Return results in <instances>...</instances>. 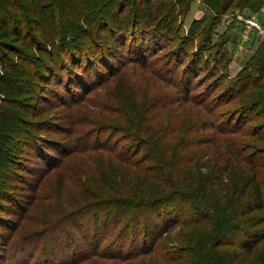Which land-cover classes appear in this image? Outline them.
<instances>
[{
    "label": "trees",
    "instance_id": "obj_1",
    "mask_svg": "<svg viewBox=\"0 0 264 264\" xmlns=\"http://www.w3.org/2000/svg\"><path fill=\"white\" fill-rule=\"evenodd\" d=\"M121 1L142 6L150 19L151 0H0V212L6 206L3 203H14L10 191V182L17 176L14 168H25L16 152L22 150L20 145L37 138L35 132L41 131L37 118L42 109L36 100L42 98L49 85L60 84L62 72L67 74L68 86H87L86 78L94 64L89 61L92 50H102L107 60L113 56L115 45L128 37L123 28L126 22L118 19ZM192 1L177 0L175 4H184L187 10ZM232 1L202 0L214 13L213 22L203 27L209 32L205 41ZM235 4L255 12L264 0H237ZM174 9V3H169L163 13L166 25ZM202 22L195 21L198 28L196 34L192 32L194 38ZM109 23L117 26L111 28ZM134 25L133 21L131 28ZM107 27L109 33L103 35ZM151 31L153 35L158 33ZM200 49L204 50V44ZM32 52L43 57L38 59ZM198 61L195 57L192 66ZM84 62L78 77L75 67ZM118 73L125 75V70ZM238 74L234 91L241 95L240 112L247 115L254 110L264 117V42ZM179 90L183 97L178 108L192 104L194 129L187 130L188 125L176 120L170 122L166 131L161 118L164 111L148 115L147 119L151 107L146 100L116 103L118 107L112 109L116 120L120 124L126 120L133 123V128L127 129L126 140H141L143 153L136 159L138 150L120 152L117 146L103 147L121 160L122 166L119 164L116 170L127 171L128 178L118 185L110 180L97 185L86 182L83 199L97 210L91 216L95 231L101 228L102 219L103 229L119 226L121 236L131 231L134 240L141 236L144 242L166 237L171 241L166 238V244L154 251L149 243L123 258L94 253L93 249L94 259L87 261L89 256L82 257L72 264H243L247 258L250 260L246 264H264L257 259L258 248L264 249V161L251 156H264V131L239 125L221 129L216 126L220 120L216 107L205 104L207 96L197 101L189 95L186 85ZM111 105L107 103L101 108L107 111ZM144 107L149 109L143 110ZM204 130H213L214 135L207 140L195 139L205 147L186 158L184 153L190 142L179 143V139L185 131L191 134ZM244 137L262 147L251 152L253 147L238 141ZM69 208L65 207L62 215L66 216ZM101 209L103 213L99 214ZM94 243L97 247V236Z\"/></svg>",
    "mask_w": 264,
    "mask_h": 264
},
{
    "label": "rangeland",
    "instance_id": "obj_2",
    "mask_svg": "<svg viewBox=\"0 0 264 264\" xmlns=\"http://www.w3.org/2000/svg\"><path fill=\"white\" fill-rule=\"evenodd\" d=\"M176 1L151 0L150 19L142 6L121 1L118 19L126 22L123 28L128 37L115 45L113 56L107 60L102 50H92L89 61L94 64L92 73L86 78L87 86L81 89L68 86L67 74L62 72L60 84L49 85L42 98L36 100L42 109L37 118L41 131L35 132L37 138L20 145L22 150L16 152L25 168H14L17 176L10 182L13 186L9 189L14 203L2 204L6 206H2L3 212H0V264H72L82 257L89 256L87 261L94 259L95 256H91L94 251L123 258L134 255L149 243L154 251L166 244V238L171 241L166 237L145 243L141 236L134 240L131 231L121 236L119 226L103 229L102 219L99 220V231L93 228L91 216L97 210L90 202L83 201L86 182L97 185L110 180L118 185L128 178L127 171L116 170L119 164L122 166L121 160L102 150L103 147L117 146L120 152L138 150L136 159L143 153L140 139L126 140L127 129L133 128V123L126 120L120 124L116 120L117 114L112 109L118 107L117 102L146 100L151 107L142 108L150 110L147 119L148 115L164 111L161 118L166 131L170 122L176 120L183 126L188 125L187 130H190L195 128L192 104L178 108L183 97L179 88L186 85L194 100L207 96L205 104L216 107L220 117L216 126L219 128L230 129L239 125L243 129L264 131V117L254 110L242 114L241 95L234 91L237 74L248 58L256 54L258 45L264 42V28L249 29L245 20L255 17L264 25V5L254 12L237 6V0H233L219 15L210 38L205 41L209 32L203 27L213 22V11L202 0H193L187 10L184 4H175ZM169 3H174L175 9L166 25L162 15L168 10ZM199 20L203 21L202 26L194 38L192 32L196 34L198 28L195 21ZM133 21L136 25L131 28ZM108 25L112 28L117 23ZM109 27L103 30V35L109 33ZM153 29L158 33L153 35ZM116 35L112 36L118 38ZM202 44L203 51L200 49ZM33 53L38 59L43 57ZM195 57L199 61L192 66ZM84 65L85 62L75 67L78 77ZM124 70L125 75H119L118 71ZM81 79L85 80V77L81 76ZM107 103L112 104L109 110H102L101 106ZM184 133L179 143H192L186 148V158L205 147L195 139L207 140L214 135L213 130ZM238 141L253 147L251 152L262 147L251 138ZM251 156L264 161V156L257 157L255 153ZM65 207H70L66 216L62 215ZM98 213L102 214L103 209ZM96 236L99 239L97 247L94 243ZM170 243L175 244L174 241ZM257 259L264 262L263 248H258ZM249 260L247 258L243 264Z\"/></svg>",
    "mask_w": 264,
    "mask_h": 264
},
{
    "label": "built area",
    "instance_id": "obj_3",
    "mask_svg": "<svg viewBox=\"0 0 264 264\" xmlns=\"http://www.w3.org/2000/svg\"><path fill=\"white\" fill-rule=\"evenodd\" d=\"M245 25L252 30H260L264 25L260 24L255 17H248L245 20Z\"/></svg>",
    "mask_w": 264,
    "mask_h": 264
}]
</instances>
